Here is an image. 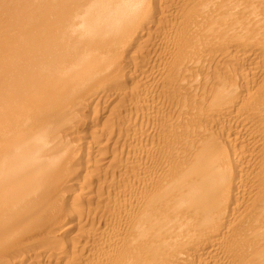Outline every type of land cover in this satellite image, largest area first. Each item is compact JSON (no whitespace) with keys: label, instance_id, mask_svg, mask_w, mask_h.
<instances>
[{"label":"bare ground","instance_id":"6f19581e","mask_svg":"<svg viewBox=\"0 0 264 264\" xmlns=\"http://www.w3.org/2000/svg\"><path fill=\"white\" fill-rule=\"evenodd\" d=\"M155 83L184 98L147 166ZM108 90L129 100L134 176L92 235L82 203L106 159L75 156L63 127ZM22 249L31 264H264V0H0V264Z\"/></svg>","mask_w":264,"mask_h":264},{"label":"rangeland","instance_id":"374dc122","mask_svg":"<svg viewBox=\"0 0 264 264\" xmlns=\"http://www.w3.org/2000/svg\"><path fill=\"white\" fill-rule=\"evenodd\" d=\"M150 47V46H149ZM149 47H148V49H149ZM153 48H154V50H156V51H154L153 50ZM149 51V52H148ZM146 53H144L143 55H141L140 57H138L137 58V60L139 61L138 63V67H139V70H140V68L141 67H146V68H144V69H147L146 71H149L150 69L149 68H153V66L154 67H156V65L157 64H155V63H157V60L161 57L160 56V50H157L154 46H151L150 47V49L148 50ZM151 51V52H150ZM159 51V52H158ZM151 53V54H150ZM154 53V54H153ZM148 54V55H147ZM151 55V56H150ZM154 55V56H153ZM156 56V57H155ZM159 56V57H158ZM259 58H258V57ZM148 57V58H147ZM151 57V58H150ZM254 57V61H259V60H262V55L261 54H259V55H257V54H255V55H252V58ZM261 57V58H260ZM143 60H142V59ZM256 58V59H255ZM152 61H151V60ZM149 60V61H148ZM145 62V64L143 63V62ZM155 62V63H154ZM149 63V64H148ZM155 64V65H153V64ZM216 63H218V62H215V64H212V65H210V69H212V70H214V68L216 67V68H218L217 66H219L218 64H217V66H215L216 65ZM220 63H222V65H224L223 64V62L221 61ZM145 66H144V65ZM147 65V66H146ZM221 65V64H220ZM235 66H237V68H238V70H240L239 69V64L237 63V64H234ZM233 65V63H232V67L234 66ZM149 66V67H148ZM215 66V67H214ZM231 66V65H230ZM235 66L233 67V68H235ZM212 67H214V68H212ZM127 68V67H126ZM155 68H153L152 69V71H153V76H154V73H155V70H154ZM210 69H208L207 71H209ZM132 70H133V68H132ZM212 70H210L211 72H212ZM237 70V71H238ZM126 71H127V69L125 70V74H126ZM206 71V72H207ZM209 71V72H210ZM124 72V71H123ZM128 72V71H127ZM210 72V73H211ZM238 73H239V71H238ZM156 74V73H155ZM157 78V79H156ZM159 79H160V76L158 77V76H155V81L158 83V81H159ZM160 82V81H159ZM122 83L124 84H122L123 86L122 87H125V88H127L128 89V91L131 89V87H132V85H135L136 83L134 82V80H124V81H122ZM160 84V83H159ZM159 84H152L151 86H150V91L152 92L151 94V96L152 97H154V103L152 102L153 100V98L151 99V97H149L148 99L151 101L150 103H152V104H149V101H147V103L149 104V105H151V106H154V108H153V111L154 112H152L153 114L154 113H156V114H154L155 116H153V114L151 113L149 116L150 117H148V120H146L145 121V123L144 124H146V122H147V126H148V124H149V127H150V136H148L149 137V139H147V144H149V145H153V147H158V148H156V156L158 157V159H157V157L154 155V157L152 158V157H150L149 159H147L148 161H147V166H149V165H151V163H153V159H155L154 160V162H159L160 160H161V158H162V156H160L161 154L163 155L164 154V151L165 150H163L164 148H163V144H162V140H160V139H162V135H165V133L167 132V131H165L166 129H165V127L163 128L162 127V125L160 126V124H162L163 123V120H166L167 118H170V117H174V111H175V109H174V104L179 100V99H182V97L184 96H182V97H180L181 95H178L179 96V98H178V96H173L172 94L173 93H179V92H181L180 94H183L184 92H182V91H177V92H173L172 91V89L170 88V90L169 91H172V92H169L168 90H167V87L166 86H164V85H162V87L164 86V87H166V88H161L160 86L158 87V85ZM121 85V84H120ZM119 85V87H121ZM156 85H157V87L158 88H156ZM127 86V87H126ZM154 87V88H153ZM125 88H123V89H125ZM139 88L140 87H137L136 88V90L138 91L139 90ZM151 88H152V90H151ZM120 89H122V88H120ZM127 89H125L126 91H127ZM141 89V88H140ZM166 90V92H163L164 90ZM124 90V91H125ZM156 90V93H153L154 91ZM160 90V91H159ZM180 90H182V88H180ZM109 91V90H108ZM107 91V95L106 94H104L98 101L99 102H97L96 101V99L92 102V101H90L89 102V104L87 105L88 107H84L83 109H82V112L80 113L81 115H83V116H81L82 118H84L83 120H82V118L81 117H79V118H81V120L82 121H84L83 123H81L80 125H79V123L80 122H82L81 120H80V122L78 123L75 119H77V118H74V120H72V122L70 123L69 122V126H68V128H67V126H65V127H63V128H65V129H67L68 131V133H70V134H68V141H69V143H70V146L72 147V149H73V151L74 152H76V154H75V156L77 155V156H83V155H86L87 154V152H89L90 150H92V151H96L98 154H100V155H102L106 160L105 161H103V162H105V164H104V166H101L97 171H95L97 168H95V170L93 171L92 169V173L93 174H91V170L89 171L90 172V180H89V185H88V180L86 181L85 179H88L87 177H89L87 174H86V176H85V178H83L84 179V181H86L85 182V184L87 183V185H88V190L87 191H89V193L90 194H92V195H95L94 197H93V199L91 198V200H88V201H90L89 203H88V201H87V204L84 202V203H82V206L84 207H82L81 206V208H83L84 210H87V209H89V210H91V211H89L90 213H89V215L87 216V218H89V221H88V224H87V227H86V229L87 230H89V229H92V230H90L89 231V233H91V231H92V235H93V233H94V235L96 234H98V233H100V230L102 229L103 230V228H104V223H108V218H111V208H112V205H113V202H114V200H113V197H114V194H115V192L117 193V190H119V188L121 189V188H125V186H123L122 185V182H123V179L125 180L124 182H127V181H129V183H131L133 180V178H132V176H134L133 174H131V176H130V174L127 172V174H126V176L124 175V171L126 170L125 168H124V165H125V163H124V161H126V160H129V158L131 157V155H132V153H133V151H134V147L129 143V141H131L130 139H131V135H132V130L134 129L133 127H130V126H128V124L126 123L127 122V118H128V116H126V114L128 115V113H127V111H129L128 110V108H129V106H128V104H129V100L128 99H126V100H124V101H127V102H124V101H121V103H119L120 102V100L118 101V99L119 98H116V97H113L114 96V94H112V92H108ZM168 92V93H167ZM163 93V94H162ZM189 93V92H188ZM187 93V94H188ZM111 94V95H110ZM156 94H157V96H156ZM169 94V95H168ZM174 94V95H175ZM186 94V95H187ZM109 95H110V97H109ZM185 95V96H186ZM189 95V94H188ZM106 96V97H105ZM104 97V98H103ZM175 98V99H174ZM184 98V97H183ZM114 99V100H113ZM177 100V101H176ZM157 101V102H156ZM97 102V103H96ZM118 102V103H117ZM123 102H124V104H123ZM172 102H175L174 104L172 103ZM126 103V104H125ZM158 104V105H157ZM90 105V106H89ZM126 105V106H125ZM115 107V108H114ZM96 111H95V110ZM111 109L113 110V112L111 111ZM115 109V110H114ZM91 110H93V111H91ZM117 110V111H116ZM114 111H116V112H114ZM92 112H94V114L96 113V117H98V118H96L94 115V118H95V122L94 123H92V125L91 124H89V119H90V116H91V114H92ZM98 112V113H97ZM110 112H112L111 114L113 115L114 113H115V116H112V117H114V118H112V117H110V119H112V120H110V119H108L106 116L110 113ZM108 113V114H107ZM116 113H117V115H116ZM98 114V115H97ZM172 114V116H170ZM85 115V116H84ZM166 117V119H164L165 117ZM127 118H126V117ZM159 116V117H158ZM163 117V118H161V117ZM167 116H170V117H167ZM106 117V119H108V120H110V121H108V120H106V119H104ZM152 117V118H151ZM93 118V117H92ZM87 121H86V120ZM125 119V120H124ZM152 119V120H151ZM155 119V120H154ZM159 119H161V120H159ZM78 120V119H77ZM157 120V121H156ZM150 121H151V123H150ZM154 121V122H153ZM162 121V122H161ZM107 122H108V124H107ZM110 122V123H109ZM74 123H76L75 125H74ZM78 123V124H77ZM104 123H105V125H106V127L104 126ZM154 123V124H153ZM157 123V124H156ZM71 124H73V127H72V125ZM83 124V125H82ZM109 125V126H108ZM151 125V126H150ZM70 126L72 127V128H70ZM75 126V127H74ZM78 126V127H77ZM92 126H93V129L94 130H97V131H99V132H97V133H99L100 134V128H102L103 126L105 127L104 129H105V131H104V129H103V133H101L100 135L102 136V138H103V140L102 139H100V140H102V143L104 142V144H103V146H99V145H97V141H99V140H97L95 143V147H93L94 145V142L92 141V140H90V137L92 136V132L91 131H94L93 129H92ZM101 126V127H100ZM108 126V127H107ZM95 127V128H94ZM96 127H99V129L100 130H98V128H96ZM128 127V128H127ZM138 127V126H137ZM69 128H70V130H69ZM131 128H133L132 130H131ZM64 129V130H65ZM74 129V130H73ZM76 129V130H75ZM164 129V130H163ZM122 130V131H121ZM124 130V131H123ZM128 132H127V131ZM163 131V132H162ZM165 131V132H164ZM77 132H79V133H77ZM81 133V134H80ZM84 133V135H83V137H82V134ZM125 134V135H124ZM131 134V135H130ZM70 135V136H69ZM90 135V136H89ZM72 136V137H71ZM87 138H86V137ZM88 136H89V138H88ZM98 137L99 135H95V137ZM128 136H130V137H128ZM79 137H81V139L79 138ZM96 137V138H97ZM104 137H107L108 138V142L107 141H105L106 139L104 138ZM127 137V138H126ZM95 138V139H96ZM70 139V140H69ZM82 139H84V140H82ZM158 139H159V141L161 142H159L158 141ZM71 141V142H70ZM84 141V142H83ZM93 143V144H91V142ZM80 142V143H79ZM85 142H86V144H85ZM87 142H89V143H87ZM105 142H107L106 144H105ZM153 142V143H152ZM78 143V144H77ZM159 143V144H158ZM91 144V145H90ZM162 144V145H161ZM93 145V146H92ZM159 145V146H158ZM87 146V147H86ZM91 146V147H90ZM78 147V148H77ZM92 148V149H90V148ZM132 147L134 148L133 150H132ZM159 147H160V149H159ZM89 150V151H88ZM158 150V151H157ZM160 150V151H159ZM163 150V151H162ZM162 151V152H161ZM79 152V153H78ZM160 155H159V154ZM115 155V156H114ZM161 158H160V157ZM115 158V159H114ZM128 158V159H127ZM150 160V161H149ZM77 164H75V163ZM80 164V159L79 160H74V161H70V164L69 165H72L73 163H74V166H71V167H68V166H66V171L69 169V171H67V172H65L64 174H66V178H68V175L67 174H70L71 172V174L69 175V176H71V175H75L78 171H77V168L80 170V166L78 165V163ZM107 162V163H106ZM72 163V164H71ZM124 163V164H123ZM103 165V164H102ZM76 166H77V168H76ZM79 166V167H78ZM74 168V169H73ZM71 170V171H70ZM74 170V171H73ZM82 173V172H81ZM84 173V172H83ZM79 174H80V171H79ZM83 176V174H80L79 175V177L80 176ZM85 175V174H84ZM92 175V176H91ZM94 175V176H93ZM128 175H129V177H128ZM96 176V177H95ZM99 176V177H98ZM92 177V178H91ZM113 178V179H112ZM130 180H129V179ZM126 179H127V181H126ZM131 181V182H130ZM122 185V186H121ZM66 190H67V192L68 193H66L67 194V198L69 197V199H71L72 198V194H74V192H73V188L71 187V186H68V188L66 187ZM65 190V191H66ZM70 190V191H69ZM101 192V193H100ZM97 193V194H96ZM100 193V194H99ZM97 195H99L100 196V198H99V196H97ZM96 196H97V198H96ZM104 196H106V197H104ZM71 197V198H70ZM109 197V198H108ZM108 198V199H107ZM110 198L112 199V203L110 202L109 203V201L108 200H110ZM97 199V200H96ZM100 199V200H99ZM100 201V202H99ZM98 202H99V204H98ZM109 203V204H108ZM84 204V205H83ZM86 204V205H85ZM89 204V205H88ZM107 205V206H106ZM86 206L88 207V208H86ZM89 206H91V207H89ZM95 206V207H94ZM104 208H103V207ZM106 206V207H105ZM110 207V208H108L109 209V211L107 210V207ZM97 207V208H96ZM106 208V209H105ZM106 219V220H105ZM103 226V227H102ZM100 228V230H99V228ZM97 228H98V232L96 231L97 230ZM79 243H84V241H79ZM23 250V251H22ZM20 252H21V254L23 253H25V251H24V249H22ZM18 253H19V251H18ZM12 253H10V256H8L9 254H7V258L6 257H4V261H3V259H2V261H1V263L3 262L4 264H9V263H11V264H31V262H30V260L31 259H26L25 257H27L26 256V253L23 255V256H21V255H19L18 256V258L17 257H15L16 255H18V254H14L15 256H13V254L11 255ZM11 256L12 257H14V258H11ZM25 256V257H24ZM25 258V259H22V258ZM28 258V257H27ZM20 259V260H19ZM11 262H10V261ZM14 261V262H13ZM21 261V262H20ZM40 261V260H39ZM30 262V263H29ZM41 263V262H40Z\"/></svg>","mask_w":264,"mask_h":264}]
</instances>
